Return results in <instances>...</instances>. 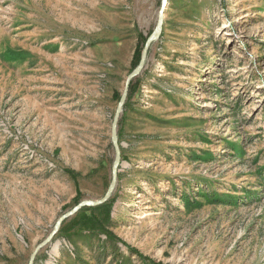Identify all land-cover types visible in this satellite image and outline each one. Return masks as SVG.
Returning a JSON list of instances; mask_svg holds the SVG:
<instances>
[{"label": "rangeland", "instance_id": "rangeland-1", "mask_svg": "<svg viewBox=\"0 0 264 264\" xmlns=\"http://www.w3.org/2000/svg\"><path fill=\"white\" fill-rule=\"evenodd\" d=\"M160 6L0 0V264L105 195ZM118 137L112 197L34 264H264V0H169Z\"/></svg>", "mask_w": 264, "mask_h": 264}, {"label": "water", "instance_id": "water-1", "mask_svg": "<svg viewBox=\"0 0 264 264\" xmlns=\"http://www.w3.org/2000/svg\"><path fill=\"white\" fill-rule=\"evenodd\" d=\"M168 5H169V0H161V6H160L159 14H158V19H157L156 25L154 27V30L152 31V33L147 38V41L145 43L144 49H143L142 54H141L139 64L132 71V73L127 77L124 90H123L122 95L120 97V100L118 102V106H117V109L115 112V116H114L113 123H112V129H111V139H112V143H113V146L115 149V160H114V163L112 166V179H111L110 185H109L105 195L101 199H98V200L81 201L72 210L63 214L57 220L56 225H55L54 229L51 231V233L39 245H37V247L35 248V250L31 254V257H30L28 264H34L35 263V260L38 256L39 252L43 248L48 246L50 243H52V241L56 238V236L60 232L63 223L67 219L75 216L80 211H82L84 208H96V207L102 206V205L106 204L110 200V198L112 197V195H113V193L117 187L119 166L121 164V159H122L121 149H120V145H119V137H118V127H119L120 118H121L124 106L126 104L128 96H129L130 86H131L132 81L135 78H137L143 72V70L146 66L148 56H149V51H150L152 45L157 40H159L161 35H162L163 28H164V22H165V15H166V11L168 9Z\"/></svg>", "mask_w": 264, "mask_h": 264}, {"label": "trees", "instance_id": "trees-1", "mask_svg": "<svg viewBox=\"0 0 264 264\" xmlns=\"http://www.w3.org/2000/svg\"><path fill=\"white\" fill-rule=\"evenodd\" d=\"M146 41H147V38L145 39V43H146ZM144 46H145V44H144ZM143 48H144V47H143ZM142 50H143V49L139 50V52H138V57H137V65L139 64V61H140V57H141ZM118 99H120V97H119ZM89 209H91V208H89Z\"/></svg>", "mask_w": 264, "mask_h": 264}, {"label": "bare ground", "instance_id": "bare-ground-1", "mask_svg": "<svg viewBox=\"0 0 264 264\" xmlns=\"http://www.w3.org/2000/svg\"><path fill=\"white\" fill-rule=\"evenodd\" d=\"M224 27H227L226 25Z\"/></svg>", "mask_w": 264, "mask_h": 264}]
</instances>
